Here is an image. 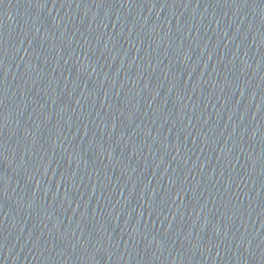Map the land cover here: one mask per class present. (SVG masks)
<instances>
[{
	"label": "water",
	"instance_id": "obj_1",
	"mask_svg": "<svg viewBox=\"0 0 264 264\" xmlns=\"http://www.w3.org/2000/svg\"><path fill=\"white\" fill-rule=\"evenodd\" d=\"M8 264H264V0H0Z\"/></svg>",
	"mask_w": 264,
	"mask_h": 264
}]
</instances>
